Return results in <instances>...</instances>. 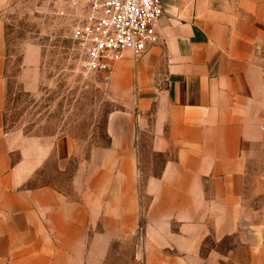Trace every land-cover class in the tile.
<instances>
[{
	"label": "crops",
	"instance_id": "0c3cea01",
	"mask_svg": "<svg viewBox=\"0 0 264 264\" xmlns=\"http://www.w3.org/2000/svg\"><path fill=\"white\" fill-rule=\"evenodd\" d=\"M160 4L155 43L110 76L134 110L108 118L87 159L6 130L0 20V264H98L114 240H131L129 264H264V0ZM21 70L35 92L29 53ZM145 140L164 163L142 182ZM73 159L69 191L34 186Z\"/></svg>",
	"mask_w": 264,
	"mask_h": 264
},
{
	"label": "rangeland",
	"instance_id": "374dc122",
	"mask_svg": "<svg viewBox=\"0 0 264 264\" xmlns=\"http://www.w3.org/2000/svg\"><path fill=\"white\" fill-rule=\"evenodd\" d=\"M62 1L0 0L5 45L4 126L26 137L67 138L76 147L77 156L87 159L91 150L109 145L108 118L115 113L132 112L135 98L129 95L132 104L124 103L118 97L122 84L85 72L70 39L69 24L56 16ZM27 53L37 70L32 77L36 86L33 93L22 86L21 67ZM258 63L264 71V45ZM140 158L142 182L160 173L164 158L148 150V140ZM74 161L64 173H58L51 160L34 186L55 182L57 188L69 191ZM141 199L145 205L146 199ZM131 250V240L124 244L114 240L98 264H129Z\"/></svg>",
	"mask_w": 264,
	"mask_h": 264
},
{
	"label": "built area",
	"instance_id": "2783aa9c",
	"mask_svg": "<svg viewBox=\"0 0 264 264\" xmlns=\"http://www.w3.org/2000/svg\"><path fill=\"white\" fill-rule=\"evenodd\" d=\"M160 0H63L66 21L85 72L110 77L121 60L139 61L156 41Z\"/></svg>",
	"mask_w": 264,
	"mask_h": 264
}]
</instances>
